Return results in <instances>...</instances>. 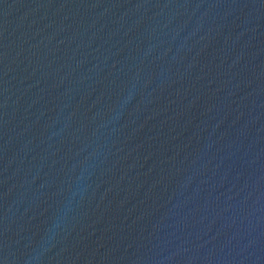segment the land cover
Returning a JSON list of instances; mask_svg holds the SVG:
<instances>
[{"label":"water","instance_id":"water-1","mask_svg":"<svg viewBox=\"0 0 264 264\" xmlns=\"http://www.w3.org/2000/svg\"><path fill=\"white\" fill-rule=\"evenodd\" d=\"M0 264H264V0H0Z\"/></svg>","mask_w":264,"mask_h":264}]
</instances>
